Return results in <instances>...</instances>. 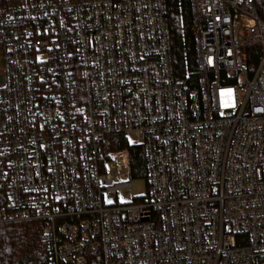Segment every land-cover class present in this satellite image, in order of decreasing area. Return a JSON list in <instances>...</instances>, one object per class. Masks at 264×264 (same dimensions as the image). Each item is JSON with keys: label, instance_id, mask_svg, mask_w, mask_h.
<instances>
[{"label": "built area", "instance_id": "built-area-1", "mask_svg": "<svg viewBox=\"0 0 264 264\" xmlns=\"http://www.w3.org/2000/svg\"><path fill=\"white\" fill-rule=\"evenodd\" d=\"M189 4L181 72L167 0H0V224L41 222L49 264H264V21Z\"/></svg>", "mask_w": 264, "mask_h": 264}, {"label": "trees", "instance_id": "trees-1", "mask_svg": "<svg viewBox=\"0 0 264 264\" xmlns=\"http://www.w3.org/2000/svg\"><path fill=\"white\" fill-rule=\"evenodd\" d=\"M260 18L264 21V0H255ZM169 23L173 35L175 65L183 71L184 48L188 49L190 65L194 67V39L189 0H167ZM185 33V38H184ZM111 149L128 148L131 156V178H146L147 162L139 144L128 145L122 136H110ZM50 251L41 222L0 224V264H49Z\"/></svg>", "mask_w": 264, "mask_h": 264}, {"label": "rangeland", "instance_id": "rangeland-1", "mask_svg": "<svg viewBox=\"0 0 264 264\" xmlns=\"http://www.w3.org/2000/svg\"><path fill=\"white\" fill-rule=\"evenodd\" d=\"M2 68V57L0 56V69ZM112 173L115 175L116 180L124 179L126 181H130L133 187V192L136 197V200L142 199L147 195L148 192V184L146 178H131L128 174L125 173V170L122 172H117L116 170H112ZM109 201L118 200L121 203H133L134 200L130 194L129 188H121L118 194L108 195Z\"/></svg>", "mask_w": 264, "mask_h": 264}]
</instances>
